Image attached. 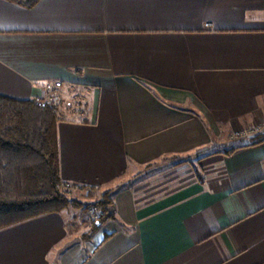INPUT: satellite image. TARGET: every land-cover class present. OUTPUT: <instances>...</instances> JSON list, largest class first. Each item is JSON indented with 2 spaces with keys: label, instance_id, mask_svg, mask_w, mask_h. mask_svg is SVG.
Listing matches in <instances>:
<instances>
[{
  "label": "crops",
  "instance_id": "1",
  "mask_svg": "<svg viewBox=\"0 0 264 264\" xmlns=\"http://www.w3.org/2000/svg\"><path fill=\"white\" fill-rule=\"evenodd\" d=\"M53 81L60 177L84 204L111 190L112 216L0 229V264H264V141L226 153L264 117V0H0V95ZM177 158L202 181L133 184Z\"/></svg>",
  "mask_w": 264,
  "mask_h": 264
},
{
  "label": "trees",
  "instance_id": "2",
  "mask_svg": "<svg viewBox=\"0 0 264 264\" xmlns=\"http://www.w3.org/2000/svg\"><path fill=\"white\" fill-rule=\"evenodd\" d=\"M6 1L31 8L40 0ZM57 110L56 103L0 95V229L74 205L59 173ZM263 141L264 133L226 153ZM111 193L104 190L85 204L100 212L97 223L90 221L92 228L112 216Z\"/></svg>",
  "mask_w": 264,
  "mask_h": 264
},
{
  "label": "rangeland",
  "instance_id": "3",
  "mask_svg": "<svg viewBox=\"0 0 264 264\" xmlns=\"http://www.w3.org/2000/svg\"><path fill=\"white\" fill-rule=\"evenodd\" d=\"M238 131H240V132L236 135H234L233 132L230 133V138H229L230 143H236L237 141L238 142H245V141H248V140L254 138L255 136H258L260 134L262 135L264 133V117L257 119L256 121H254L250 124H247V126L242 127V129H240ZM188 162L189 161L183 160L181 158L161 160L157 163L146 166L145 168H143L145 170H143L139 173H136L133 176L132 182L135 185H139V184H141V182L144 183L147 180H151L152 178L156 177L154 181L159 180V181H161V183H158L154 187H151L148 191H150V192L162 191V189H164L166 186H169L168 184L178 180V178H180L181 176H184V173H181V170H182L181 167L183 168V167H185V165L188 166L189 165ZM197 164H198L197 160L192 158L190 161V165H189V167L192 170L191 173H192V175L195 176V179L198 180L199 177L201 179H203V177H204V174H203L204 163H202V165L200 163H199L200 165H197ZM175 167L177 169H175ZM208 168H209V166H207L206 169H208ZM173 169H175V170H173ZM176 174H178V175L176 176ZM160 175H162L161 178H160ZM83 189L84 188L82 186L72 187V188H69V190H68V188L65 189V191L67 192L66 197L70 198L71 200H74V202H73L74 205L69 206L66 209H70L72 211H74L75 209L78 210L79 213L84 216V218H85L84 220L88 221L87 223H89L90 220H88L89 218L86 215V209L89 206L85 207V204L82 202V198L79 196L80 191H82ZM80 204H81V206H79Z\"/></svg>",
  "mask_w": 264,
  "mask_h": 264
},
{
  "label": "built area",
  "instance_id": "4",
  "mask_svg": "<svg viewBox=\"0 0 264 264\" xmlns=\"http://www.w3.org/2000/svg\"><path fill=\"white\" fill-rule=\"evenodd\" d=\"M61 82L60 81H53V82H47L45 85H43V97L40 99L43 103H56L57 93L60 89ZM67 105H71V102H67ZM263 120V119H262ZM240 130V129H239ZM240 131L236 130L233 132L234 135L238 134ZM242 132V131H241ZM66 188H72L77 187V185L65 183L64 184ZM79 186V185H78ZM86 215L88 216V220L91 222L97 223L98 219L100 218V212L97 210V208H93V206H89L86 209Z\"/></svg>",
  "mask_w": 264,
  "mask_h": 264
}]
</instances>
